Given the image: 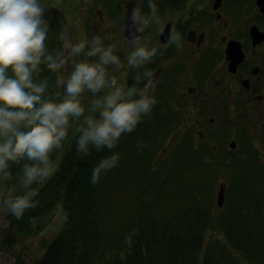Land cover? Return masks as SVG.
<instances>
[{"label":"trees","instance_id":"1","mask_svg":"<svg viewBox=\"0 0 264 264\" xmlns=\"http://www.w3.org/2000/svg\"><path fill=\"white\" fill-rule=\"evenodd\" d=\"M226 1L238 17L239 0ZM41 4L50 19L52 7L45 0ZM46 44L53 54L64 49L59 28ZM57 75L42 64L35 78L47 77L55 88ZM167 83L169 94L174 88ZM169 103H156L114 149L91 148L86 156L76 154L79 124L72 125L63 148L51 154L58 170L32 186L38 191L36 206L22 219L8 212L10 224L0 229L3 241L39 236L57 219L56 234L36 264H264V151L256 142H264V117L253 124L244 111L236 114L243 121L237 118L233 135L246 133L238 136L235 149L220 150L207 139L213 131H200L196 120L183 125L184 107ZM175 129L184 132L180 139H172ZM113 154L119 156L116 166L92 184L93 168ZM23 163L11 164V179L0 174V201L9 189L17 195L24 191L18 182ZM222 181L225 201L219 206Z\"/></svg>","mask_w":264,"mask_h":264},{"label":"clouds","instance_id":"2","mask_svg":"<svg viewBox=\"0 0 264 264\" xmlns=\"http://www.w3.org/2000/svg\"><path fill=\"white\" fill-rule=\"evenodd\" d=\"M149 8L155 15L151 0ZM44 14L40 0H0V174L11 179V164L27 161L18 181L24 191L17 195L9 190L0 207L17 220L36 206L33 198L38 191L32 186L44 184L58 170L51 154L63 148L73 124H79L78 156L88 155L91 148L111 150L122 134L133 132L143 117L151 115L157 103L151 95L153 72L145 69L142 76L138 72L131 86L119 83L109 69L119 72L124 65L114 54L115 45L102 46L100 36L53 54L46 44L50 25ZM130 19L135 30L126 63L141 69L152 61L157 48H149L147 41L141 44L138 34L148 21L138 9H133ZM165 44L180 48V34L170 31ZM42 64L58 74L55 88L49 78H35ZM85 93L97 97L88 106L89 115H85ZM118 159L117 154L103 158L93 168L90 182L96 184Z\"/></svg>","mask_w":264,"mask_h":264},{"label":"flooded vegetation","instance_id":"3","mask_svg":"<svg viewBox=\"0 0 264 264\" xmlns=\"http://www.w3.org/2000/svg\"><path fill=\"white\" fill-rule=\"evenodd\" d=\"M98 1L108 2L107 0ZM111 1L113 5H106L109 7L108 11H102V9L99 11L100 19H104L105 12L125 26L133 9H139L144 16L150 13L149 0ZM213 2L214 0H151V3L156 5L153 18L164 24L161 32L155 35V40L163 53L161 57L154 56L152 61L143 68L137 69L133 74L130 73L125 80L126 85L131 86L137 73L139 72L142 76L144 70L147 69L154 74L155 83L151 95L156 98L157 102L169 100L176 106L198 110L211 107L210 105L217 100H220V104L233 109L237 102L239 104L236 108H243L252 99H262L257 83L260 79L258 72L264 74V62L262 60L260 63L256 55L261 54L259 48L264 46V40L254 44L250 28L256 24L260 30L264 31V13L260 11L257 0H239L238 18L240 20H237L229 1L223 0L221 7L216 10ZM100 24L102 27L103 20ZM167 25L170 26V31L180 34L182 45L180 48H176L175 45H166L165 41H161L160 35ZM238 25L241 27L240 31L235 30ZM146 37L147 31L144 28L140 38L141 42H144ZM232 38L242 42L245 60L239 65L235 74L229 73L231 77L236 78L235 83L226 85L229 64L226 59V47ZM150 39L154 41L153 38ZM168 46L169 48L166 49ZM164 53H170L171 59H174L169 65L164 64ZM180 56L183 60L178 59ZM222 58L225 59L224 63H222ZM218 63L221 67L226 64L227 68L224 74H221L222 80L216 78V83L213 84L211 77L216 70L212 69L207 75L205 72L210 70V66L212 68L218 66ZM255 65L258 69L253 72ZM183 69L186 70L185 73ZM192 73L193 76L188 81L187 87H184L182 81L185 78V82ZM175 74L179 75V79L173 77ZM183 75L184 77H181ZM167 82H171L174 88L173 90L171 88L169 94L166 93ZM226 92L236 95L235 103L228 102V97H225Z\"/></svg>","mask_w":264,"mask_h":264},{"label":"rangeland","instance_id":"4","mask_svg":"<svg viewBox=\"0 0 264 264\" xmlns=\"http://www.w3.org/2000/svg\"><path fill=\"white\" fill-rule=\"evenodd\" d=\"M43 0H40V3ZM108 2H101L98 0H45V3H48V6H51L50 11V19H47L50 25V30L48 36L54 31L55 28H59L63 35V46L64 49L67 48V46L71 44H75L77 42L81 41H90L93 37L100 36L102 39V46H108L109 44L115 45L116 51L114 54L118 55L121 59L122 64L124 67L119 71L116 72L114 68L110 67V71L113 75L117 77V80L121 84H127L126 78L130 76V73L133 74V72L137 71L136 68H131L127 66L126 63V55L132 50L130 47L128 41L129 39L126 36L125 33V26L123 23L115 20L113 16H110V14L107 15V13L104 12L103 16L104 19L99 18V11L102 9V11L109 10V7H106V5H113L111 0H107ZM226 2V0H225ZM214 3V2H213ZM117 4V3H115ZM139 10V9H138ZM140 15L145 18L148 23L145 26V29L147 31V37L144 42H141V44H144L147 41L148 47L151 48L155 46L157 48V53L155 56L161 57L163 50L160 51L159 44L155 40V35L157 32H161L163 25V22L158 20H155L154 15L152 12L148 13L146 16L140 12ZM55 19H57L58 26L53 27V24L55 23ZM237 20H240L239 18H236ZM103 20L102 27L100 26V22ZM97 29V30H95ZM241 27L238 25L235 30L240 31ZM114 38V41H113ZM153 38L154 41H152ZM169 46L166 48L168 49ZM63 49V50H64ZM62 50V51H63ZM261 50V54H257L256 57L259 59V62L261 63L262 60L264 62V46L259 48ZM87 51V48L85 49ZM164 64L169 65L174 59H171L170 53H164ZM80 59L79 57L77 60ZM95 59V58H93ZM178 59L183 60V57L180 56ZM224 58H222V63H224ZM192 61V60H191ZM213 66L212 69H215L216 72L211 77V81L213 84H215V79L218 78L220 81L222 80L221 74H224L225 69L227 68L226 64H223V67L221 65ZM71 68L67 69V72H70ZM210 70H207L205 74L207 75ZM67 74V73H65ZM260 79L259 83H257L259 87V93L262 95V99H252L248 104H246L243 108H236L238 106V102H236V95L231 94L230 92H226L225 97H228V102L235 103V108L231 109L229 112H227V105L220 104V100H217L213 105H210L211 107L206 108L205 111L200 112L197 110V112L194 114L192 109L190 107H184V118H183V125L185 123H193L195 120L198 123L199 128L205 132L209 133L210 131H213L212 137H208L212 144H214L216 148H219L220 150L224 147H229V142L231 140L238 139V136L242 133L245 134L246 132L243 130L241 134L233 135V132L237 131L234 130L235 124L238 126L239 121L237 118H239L238 114H243L241 109L248 115L250 123L253 124H259L262 123V117H264V74L260 71L258 72ZM193 73L189 75L187 80L184 82L182 81V84L184 87H187L188 81L192 78ZM227 83L226 85L234 84L236 81V78L231 77L229 73L226 75ZM192 84V83H190ZM243 88V87H242ZM103 95V93L98 94ZM97 97H94L91 93H85L84 94V100L83 103L86 107L85 115L91 114L87 109L90 103L96 99ZM165 104L169 102H157ZM170 105L172 103H169ZM164 106V105H163ZM228 114V120L224 119L225 115ZM237 114V115H236ZM244 115V114H243ZM240 119V118H239ZM83 120V117L81 118V121ZM243 119H240V122L242 123ZM171 122V121H170ZM172 123V122H171ZM78 124V123H77ZM73 124V125H77ZM170 124V123H169ZM177 126V123H172ZM181 125V126H183ZM257 127H259L257 125ZM262 127V126H261ZM73 129V128H70ZM226 129L228 130L226 134H223L222 131ZM257 131L260 130V128H256ZM230 131V132H229ZM220 132V135L218 134ZM230 133V136L228 134ZM184 132L181 129H175L172 135V139H180L181 134ZM173 140V141H174ZM241 139H238L240 141ZM256 142L259 146V148L264 151V142H262L260 139H256ZM173 142H170L169 145H171ZM168 145V146H169ZM222 147V148H221ZM162 155V154H161ZM158 158L161 160L163 156ZM37 185V184H36ZM12 190V189H9ZM7 190V194L9 192ZM218 192V189L216 193ZM3 191H1V194ZM7 210L0 207V229L4 230L7 228L10 224V219L7 217ZM57 219H53V221L50 222V225L38 236H25L21 237L19 236L17 238V241L12 244H6V242L3 241L2 237H0V264H36L35 259L40 255V253L45 249V245L51 240V238L56 234L57 231ZM217 236H223V232L217 231ZM21 260H19V258Z\"/></svg>","mask_w":264,"mask_h":264},{"label":"water","instance_id":"5","mask_svg":"<svg viewBox=\"0 0 264 264\" xmlns=\"http://www.w3.org/2000/svg\"><path fill=\"white\" fill-rule=\"evenodd\" d=\"M222 0H215L214 8L217 9L221 6ZM257 4L259 5L260 11L264 13V0H257ZM126 35L130 38V34L135 30L134 25L129 18L126 22ZM251 35L254 41V44L261 42L264 39V31H261L257 25H253L250 29ZM170 32V26L167 25L166 29L160 35L161 41H166ZM140 37L142 34H138ZM226 57L230 61L229 63V70L233 73L237 71L238 64L243 62L245 59V52L242 48V42L236 39H231L228 42L226 47ZM257 68L253 69V72H256ZM247 82V81H246ZM230 146L235 148L236 142L231 141ZM225 200V184L222 183L220 185V189L217 195V202L220 206L223 205Z\"/></svg>","mask_w":264,"mask_h":264}]
</instances>
